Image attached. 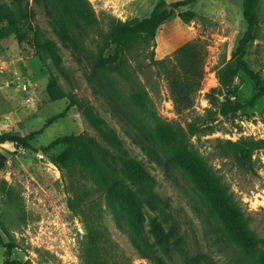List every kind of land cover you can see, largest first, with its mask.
<instances>
[{
	"label": "rangeland",
	"instance_id": "374dc122",
	"mask_svg": "<svg viewBox=\"0 0 264 264\" xmlns=\"http://www.w3.org/2000/svg\"><path fill=\"white\" fill-rule=\"evenodd\" d=\"M3 1L21 19L25 35H10L0 40V136H27L30 147H16L8 140L0 142V151L7 155L0 179L6 180L17 196L10 203L0 191V264H7V260L83 264L84 216L71 209L68 200L73 192L72 184H88L87 175L79 166L69 171L62 169L55 157L65 148L58 141L63 135L85 132L96 136L97 133L76 105L58 116L68 99L50 96L56 86L51 84L47 66L34 45L36 26L55 45L56 64L51 59L48 65L59 85L75 93L77 99L92 102L119 130L134 154L147 159L110 114L96 90L97 78L123 90L120 97L128 92L129 84L141 87L150 111L139 108L138 119L158 148L172 149L179 142L185 143L187 151L169 163L175 172L171 176L157 163L147 160L145 163L155 177L157 191L167 199L169 210L182 228L187 232L192 227L195 229L208 255L205 264H230V257L211 242L209 235L203 234L199 217L192 209L194 198L208 212L230 251L238 250L241 261L247 264H264V148L255 150L248 159L240 153H225L221 146L227 140L264 138V0L258 1L255 38L244 56L260 83L257 85L248 74L238 71L225 86L220 85L217 70L231 58L246 30L242 0H188L174 9L170 3L177 0H88L104 31L108 29V14L122 21L141 19L160 1L174 11L156 29L153 45L138 40L125 51L124 71L108 66L122 58L113 44L110 52L101 54L105 69L98 72L93 67L96 47L92 34L78 38L61 19L58 25L67 36L64 41L53 30L52 16L43 8L44 0L37 4L29 0L26 13L9 0ZM188 9L196 15L184 22L178 12ZM1 11L0 24L6 22ZM189 40H199L207 51L204 74L193 105L177 109L167 80L157 71L154 60L172 54ZM21 84H26V89ZM209 94L216 102L210 101ZM233 102H239L241 107L226 114L219 111L225 103ZM182 133L185 135L181 137ZM236 211L243 213L255 238L243 234L244 228L235 218ZM98 224L106 228L116 248L114 261L109 264H152L137 253L127 236L116 227L112 214L104 208ZM8 244L10 252H7Z\"/></svg>",
	"mask_w": 264,
	"mask_h": 264
},
{
	"label": "trees",
	"instance_id": "16d2710c",
	"mask_svg": "<svg viewBox=\"0 0 264 264\" xmlns=\"http://www.w3.org/2000/svg\"><path fill=\"white\" fill-rule=\"evenodd\" d=\"M28 1L9 0L22 13H26ZM33 1L35 4L41 3V0ZM258 1L242 0V12L247 26L231 58L217 70L221 86L227 85L238 71L248 74L257 85L260 83L259 76L244 59L249 43L255 38ZM187 3L188 0H177L170 5L174 9ZM43 8L52 16L53 30L60 39L65 41L67 37L65 31L58 25L61 19L66 21L69 30L78 38L92 34L96 47L93 51L95 72L105 69V61L101 59V54L105 51L110 52L113 44L120 50L117 55L122 58L118 63H109L108 66L116 71H124L127 63L123 57L125 51L138 40L153 45L156 29L174 12L172 9L168 10L164 2L160 1L148 16L141 19L122 21L108 14V29L104 31L88 0H44ZM0 9L6 21L0 24V40L10 35L23 37L25 33L20 24L21 19L15 15V11L3 0L0 1ZM178 15L184 22H189L196 13L188 9L179 11ZM1 19L3 18L0 17ZM34 34L36 41L34 45L40 53L42 62L47 66L51 84L56 86L57 91L51 89L50 96L56 98L65 96L68 99L66 108L58 116H63L69 106L76 105L97 133L96 136L85 132L63 135L58 141L65 148L55 157V161L62 169L69 171L79 166L87 175L88 184L76 186L72 184L73 192L68 200L70 208L84 216L86 234L81 256L83 264H109L110 261L112 263L114 261L116 248L106 228L104 226L101 228L102 224H98L102 208L112 214L116 227L127 236L137 253L152 264L207 263L208 255L204 252V246L195 229L192 227L187 232L182 228L181 222L169 210L167 199L157 191L155 177L145 163V160L157 163L171 176L175 172L169 163H173L181 153L187 151L185 143L179 142L172 149L158 148L151 134L145 129V125L138 119L139 108L150 111L147 108L148 101L140 90L141 87L134 83L129 84L128 92L120 97L123 90L113 85L109 86L96 77L98 80L95 85L96 90L103 98L110 114L120 125L121 131L147 159L134 154L119 130L100 114L92 102L77 99L75 93L64 90L59 85L54 70L48 65L51 59H54L53 63H55L57 57L55 45L39 26L35 27ZM206 54L202 42L189 40L177 47L172 54L154 60L157 71L163 73L167 80L170 97L177 109L189 108L193 105L194 95L202 85ZM209 96L212 103L216 102V98L210 94ZM240 107L239 102L225 103L219 111L226 114ZM166 131L170 138H173L171 132L167 129ZM33 133L36 132L31 134ZM184 135V133L180 134L181 137ZM26 137L0 136V142L8 140L16 147H30ZM221 146L225 149V153L236 152L250 159L255 150L264 148V138L227 140ZM6 161V153L0 151V170L5 166ZM0 191L10 203L16 201L15 189L4 179H0ZM191 205L199 217V226L203 229V234L206 237L209 235L212 243L229 253L227 254L230 257L229 263L247 264L241 261L238 250L233 248L236 255L234 251L229 250L208 212L197 201L195 202V198ZM235 218L244 228L243 234L248 238H255L241 211L235 212ZM7 247V252H10V244ZM6 263L31 264L29 260H7Z\"/></svg>",
	"mask_w": 264,
	"mask_h": 264
},
{
	"label": "built area",
	"instance_id": "2783aa9c",
	"mask_svg": "<svg viewBox=\"0 0 264 264\" xmlns=\"http://www.w3.org/2000/svg\"><path fill=\"white\" fill-rule=\"evenodd\" d=\"M27 85L26 84H21L22 89H26Z\"/></svg>",
	"mask_w": 264,
	"mask_h": 264
}]
</instances>
